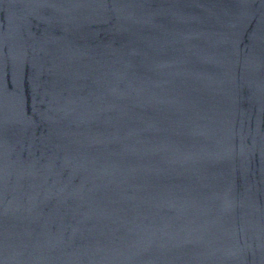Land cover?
Here are the masks:
<instances>
[{
  "label": "water",
  "instance_id": "1",
  "mask_svg": "<svg viewBox=\"0 0 264 264\" xmlns=\"http://www.w3.org/2000/svg\"><path fill=\"white\" fill-rule=\"evenodd\" d=\"M0 264H264V0H0Z\"/></svg>",
  "mask_w": 264,
  "mask_h": 264
}]
</instances>
